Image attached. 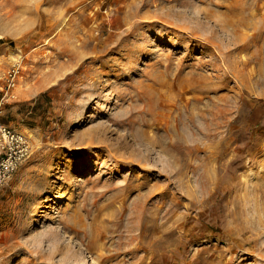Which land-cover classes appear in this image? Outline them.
I'll return each instance as SVG.
<instances>
[{"label":"rangeland","instance_id":"374dc122","mask_svg":"<svg viewBox=\"0 0 264 264\" xmlns=\"http://www.w3.org/2000/svg\"><path fill=\"white\" fill-rule=\"evenodd\" d=\"M15 64L0 264H264V0H0V101ZM81 218L122 254L80 249Z\"/></svg>","mask_w":264,"mask_h":264},{"label":"bare ground","instance_id":"6f19581e","mask_svg":"<svg viewBox=\"0 0 264 264\" xmlns=\"http://www.w3.org/2000/svg\"><path fill=\"white\" fill-rule=\"evenodd\" d=\"M208 39H210V38H208ZM226 53V52H225ZM243 62V61H242ZM237 63H239L238 62V60H237ZM230 64V63H229ZM248 64V63H247ZM244 65V64H243ZM230 66V65H229ZM233 66V65H232ZM235 67H237V66H235ZM232 69V68H231ZM238 71H240V70H238ZM240 73V72H239ZM192 119V118H191ZM191 128V127H190ZM193 130V129H192ZM195 131V130H194ZM194 133V132H193ZM192 133V134H193ZM176 135H178V134H176ZM135 137V136H134ZM137 138V137H136ZM180 139V138H179ZM138 140V139H137ZM172 140V139H171ZM170 140V141H171ZM141 141V140H140ZM179 141V140H178ZM138 142V141H137ZM144 142V141H143ZM172 142V141H171ZM148 143V142H147ZM141 144H142V142H141ZM140 144V145H141ZM167 144V143H166ZM172 144V143H171ZM145 145V144H144ZM149 145L150 146H152L151 145V143H149ZM140 147V146H139ZM196 147V146H195ZM142 148V147H141ZM144 148H146V147H144ZM149 148V147H148ZM168 148V147H167ZM166 148V149H167ZM151 149V148H150ZM165 149V148H164ZM169 149L170 148H168V151H169ZM152 150V149H151ZM149 151V150H148ZM168 151H166L167 153H169ZM150 152H152V151H150ZM162 152H164V151H162ZM148 154H151V153H149L148 152ZM170 154V153H169ZM168 154V155H169ZM148 157V156H147ZM171 157V156H170ZM149 158V157H148ZM171 158H173V157H171ZM174 159H177V158H175L174 157ZM131 162H134V161H131ZM178 162V161H177ZM167 167V166H166ZM83 170H85V168H83ZM163 172V171H162ZM170 172V171H169ZM162 175H164L163 173H162ZM168 175V174H167ZM172 175V174H171ZM174 176V175H173ZM166 177V176H165ZM172 177V176H171ZM167 178H169L168 176H167ZM172 180V179H171ZM172 182V181H171ZM155 188V187H154ZM150 189H152V188H150ZM162 189V188H161ZM165 189V188H164ZM257 189V188H256ZM110 190V189H109ZM160 190V189H159ZM116 191V190H115ZM126 191V190H125ZM136 191V190H135ZM155 191V190H154ZM114 192V191H113ZM143 192V191H142ZM152 192H153V190H152ZM161 193H162V191H160ZM121 193V192H120ZM108 194V193H107ZM114 194V193H113ZM146 194H148V193H146ZM119 195H121V194H119ZM141 195V194H140ZM244 195H246V194H244ZM108 196V195H107ZM106 196V197H107ZM143 196H145V195H143ZM103 197V196H102ZM101 197V198H102ZM111 197V196H110ZM141 197V196H140ZM154 197V196H153ZM143 198V197H142ZM104 199V198H103ZM107 199V198H106ZM117 199V198H116ZM241 199V198H240ZM239 199V200H240ZM46 200V199H45ZM109 200V199H108ZM237 200V199H236ZM63 201V199H62V197H60L59 198V202H62ZM142 201V200H141ZM235 201V200H234ZM238 201V200H237ZM48 202V200H46V201H44V204H46ZM96 202V201H95ZM108 202V201H107ZM113 202V201H112ZM118 202V201H117ZM239 202V201H238ZM238 202H236L237 204H238ZM242 202V201H241ZM260 202H261V200H260ZM98 203H99V201H98ZM109 203H111V201L109 202ZM114 203V202H113ZM235 203V202H234ZM134 204V203H133ZM150 204V203H149ZM256 204V203H255ZM103 205H105V204H103ZM110 205H113L112 203L110 204ZM143 205V204H142ZM236 205V204H235ZM257 205V204H256ZM131 206V205H130ZM134 206V205H133ZM42 208H44V207H46L45 205H42L41 206ZM111 207V206H110ZM236 207V206H235ZM96 208H98V207H96ZM135 208V207H134ZM148 208H149V206H148ZM258 209V208H257ZM128 210V208H127V206H123V207H121L120 208V218L121 217H123V215L126 213V211ZM143 210V209H142ZM135 211V210H134ZM134 211H132V209H131V213L129 214V221H130V223H127L126 222V225L127 224H132V223H136V222H134L133 220H134V218L136 217V215H135V213H134ZM148 212V211H147ZM129 213V212H128ZM240 213V212H239ZM257 215V214H256ZM240 216V215H239ZM263 219V218H262ZM90 220V219H89ZM88 220V221H89ZM261 222H263L262 220H261ZM36 223V221H34V223L33 224H35ZM119 223V222H118ZM134 225V224H133ZM133 225H130V227H131V229H134L135 228V226H133ZM138 226V228H139V225H137ZM107 227V226H106ZM126 227V226H125ZM136 230H138V229H136ZM135 230V231H136ZM66 231H69V232H74L75 233V235L77 236V237H79V239H80V243H78V247L80 248V249H87V251H89L91 254H96L97 255V257H99L100 259H101V262H106V261H110V260H112L113 258H115V257H118V256H120L121 254H122V242L121 241H117V239L119 238H121V236L123 235V233H119V235H118V238L115 236L114 237V235H108V232L110 231H108L106 228H104V227H101V226H98L97 224H96V222L95 221H91V223L89 224V222H86L85 220H84V218H81L79 221H75V222H73V223H69L68 224V226H67V228H66ZM260 233V232H259ZM73 234V233H72ZM114 234V233H113ZM142 235H143V232H142ZM141 235V236H142ZM131 237V236H130ZM134 237V236H133ZM132 239V238H131ZM111 241V245L110 246H108V247H103L104 245H103V241ZM66 242V241H65ZM264 242V241H263ZM64 243V242H63ZM69 243V242H68ZM126 243V242H125ZM70 244V243H69ZM71 245V244H70ZM60 248H63V247H67L68 246V244L66 243V244H59L58 245ZM69 247V246H68ZM73 247V246H72ZM77 247V246H76ZM78 248V249H79ZM68 249H70V248H68ZM71 250V249H70ZM261 250L262 251H264V246L263 247H261ZM58 251V250H57ZM69 251V250H68ZM126 251V250H125ZM128 251V250H127ZM70 252V251H69ZM77 252V251H76ZM124 254V253H123ZM36 256V255H35ZM40 256V255H39ZM38 256V257H39ZM75 255L73 254V256L72 257H74ZM263 257H264V255H263ZM70 258L71 257H68L67 258V262H69L70 261ZM107 264V263H106Z\"/></svg>","mask_w":264,"mask_h":264},{"label":"built area","instance_id":"2783aa9c","mask_svg":"<svg viewBox=\"0 0 264 264\" xmlns=\"http://www.w3.org/2000/svg\"><path fill=\"white\" fill-rule=\"evenodd\" d=\"M21 68L15 64L7 72V87H3V98L13 96ZM12 94V95H11ZM1 115V112H0ZM32 155V142L27 134L3 123L0 118V189L8 184L19 166Z\"/></svg>","mask_w":264,"mask_h":264},{"label":"crops","instance_id":"0c3cea01","mask_svg":"<svg viewBox=\"0 0 264 264\" xmlns=\"http://www.w3.org/2000/svg\"><path fill=\"white\" fill-rule=\"evenodd\" d=\"M33 99H34V96H27V94L25 93L23 96H21V98L18 101L23 102L22 104H20L23 106H29V105L34 106V105H36L37 102L36 101L32 102ZM0 112H1L0 118H1L2 122L5 123V113L7 112V106H5V98H2V97H1V101H0ZM30 113L19 114V116L21 117L22 120H26V119L28 120V114H30ZM10 125L13 126L12 123H10ZM28 128L29 127L27 125H22L18 130L23 131V130L28 129Z\"/></svg>","mask_w":264,"mask_h":264}]
</instances>
